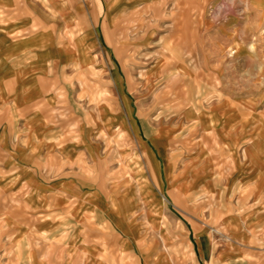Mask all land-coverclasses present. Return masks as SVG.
Segmentation results:
<instances>
[{"label":"crops","instance_id":"obj_1","mask_svg":"<svg viewBox=\"0 0 264 264\" xmlns=\"http://www.w3.org/2000/svg\"><path fill=\"white\" fill-rule=\"evenodd\" d=\"M139 4L0 0V264H264V62Z\"/></svg>","mask_w":264,"mask_h":264},{"label":"rangeland","instance_id":"obj_2","mask_svg":"<svg viewBox=\"0 0 264 264\" xmlns=\"http://www.w3.org/2000/svg\"><path fill=\"white\" fill-rule=\"evenodd\" d=\"M137 1L131 22L159 39L163 50L191 56L198 64L264 62V0Z\"/></svg>","mask_w":264,"mask_h":264}]
</instances>
